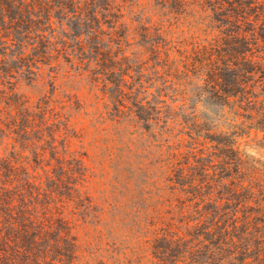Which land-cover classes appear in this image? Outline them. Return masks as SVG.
Wrapping results in <instances>:
<instances>
[{"label": "trees", "instance_id": "obj_1", "mask_svg": "<svg viewBox=\"0 0 264 264\" xmlns=\"http://www.w3.org/2000/svg\"><path fill=\"white\" fill-rule=\"evenodd\" d=\"M115 2L0 0V264L80 263L73 231L90 209L79 190L83 155L71 151L65 106L56 107L51 96L31 103L16 91L20 78L31 83L39 65L58 59L52 51L72 48L91 83L110 94L120 120L145 129L152 121L135 82L126 85L133 67L125 65ZM153 5L169 24L138 28L147 57L140 78L148 70L149 81L179 97L182 107L194 86L193 112L202 101L221 107L230 132L214 136L196 115L183 122L195 147L167 154L169 173L157 199L150 192L132 196L126 218L140 247L126 255L112 245L109 264H264V167L248 162L233 138L245 127L264 132V0ZM181 27L189 36L173 39L170 31ZM58 30L72 45L55 46ZM92 62L97 68L89 70Z\"/></svg>", "mask_w": 264, "mask_h": 264}, {"label": "rangeland", "instance_id": "obj_2", "mask_svg": "<svg viewBox=\"0 0 264 264\" xmlns=\"http://www.w3.org/2000/svg\"><path fill=\"white\" fill-rule=\"evenodd\" d=\"M114 6L115 10L120 8L122 15L118 23L122 25L123 32L121 49L129 59L125 65L133 67L128 74L132 79L125 78L126 85L131 86L135 82L133 91L137 101L150 110L146 115L152 121L147 129L142 128V123L136 124L133 120L128 122L117 117L110 94H104L102 85L95 87L91 83L89 73L82 69L72 48L59 56L52 51V56L58 59L51 60L49 66L39 65V71L34 70L37 77H33L31 83L20 78L16 85L17 93L31 103L51 96L56 107L65 106V122L74 135L71 151L83 155L85 182L79 190L89 199L90 209L84 218L79 217L73 231L78 239L79 252H82V261L78 264H109L113 247L126 255H131V251L135 254L138 252L140 241L136 243L130 233L131 218H126V213L136 191L140 194L150 192L157 199V189L164 187L169 173L165 172L164 166L169 152L176 150L186 153L195 147L188 137L193 132L183 124L184 121L190 125V116L196 115L199 123H208L206 125L214 136L230 132L221 107L202 101L196 104L193 112L192 105L196 102L194 86L188 94L190 100L182 107L179 97H171L173 94L170 91L160 92L159 84L153 85L149 81L151 75L148 70L140 78L138 68L146 62L147 57L138 45V28L154 29L169 24L168 17L159 13L153 0H116ZM104 30L107 28L104 27ZM171 32L173 39L190 34L184 27ZM62 40L72 45L63 36L62 30L56 31L52 42L60 48ZM112 52H115L114 47ZM66 58L72 63L66 62ZM110 65L107 63V66ZM147 67L150 64H145V69ZM96 68L94 62L90 63L89 70ZM122 105L129 106V102L122 101ZM170 111L175 112L176 117L171 116ZM236 132L233 138L238 152L248 162H258L264 167V132L246 127L243 132Z\"/></svg>", "mask_w": 264, "mask_h": 264}]
</instances>
